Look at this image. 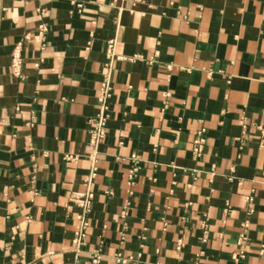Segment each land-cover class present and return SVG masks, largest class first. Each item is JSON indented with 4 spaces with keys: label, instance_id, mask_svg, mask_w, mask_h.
Returning a JSON list of instances; mask_svg holds the SVG:
<instances>
[{
    "label": "crops",
    "instance_id": "1",
    "mask_svg": "<svg viewBox=\"0 0 264 264\" xmlns=\"http://www.w3.org/2000/svg\"><path fill=\"white\" fill-rule=\"evenodd\" d=\"M242 233L264 264V0H0V264H235Z\"/></svg>",
    "mask_w": 264,
    "mask_h": 264
},
{
    "label": "built area",
    "instance_id": "2",
    "mask_svg": "<svg viewBox=\"0 0 264 264\" xmlns=\"http://www.w3.org/2000/svg\"><path fill=\"white\" fill-rule=\"evenodd\" d=\"M120 24L116 25V33L107 43L106 61L104 63L103 78L99 88V94L97 98V112L89 119V146L91 148L90 158L93 160V169L86 177V189L83 192L77 193L73 196L72 202L79 207V213L77 216V226L74 232L73 244L76 250H80L85 244L87 237V230L89 227V215L92 210V203L94 193L92 190L93 180L96 176V156L99 153L100 144L107 134V124L110 117V105L112 97V77L114 71V64L117 60L121 59V56L117 52L118 35L120 31ZM12 71L15 75H21V59L19 56H14L11 65ZM243 128L246 127L244 118L241 120ZM205 145L204 130L198 133L197 138L194 140L193 154L195 156H201ZM135 159V156H133ZM138 168L132 170V174L135 173ZM246 242L245 233H242L239 237L238 244L240 250L233 255L235 264H240V261L245 257L243 246ZM120 257V256H119ZM98 259V258H96ZM121 259V257H120Z\"/></svg>",
    "mask_w": 264,
    "mask_h": 264
}]
</instances>
